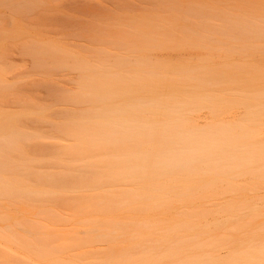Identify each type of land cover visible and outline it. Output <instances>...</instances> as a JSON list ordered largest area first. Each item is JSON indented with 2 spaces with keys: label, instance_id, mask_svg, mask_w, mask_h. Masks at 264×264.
Here are the masks:
<instances>
[{
  "label": "bare ground",
  "instance_id": "obj_1",
  "mask_svg": "<svg viewBox=\"0 0 264 264\" xmlns=\"http://www.w3.org/2000/svg\"><path fill=\"white\" fill-rule=\"evenodd\" d=\"M230 8L189 0L180 26L142 17L98 58L33 43L81 75L57 121L0 106V241L27 260L0 264H264V0ZM171 28L207 54L151 63L142 51ZM35 215L40 228L23 223Z\"/></svg>",
  "mask_w": 264,
  "mask_h": 264
},
{
  "label": "rangeland",
  "instance_id": "obj_2",
  "mask_svg": "<svg viewBox=\"0 0 264 264\" xmlns=\"http://www.w3.org/2000/svg\"><path fill=\"white\" fill-rule=\"evenodd\" d=\"M188 1L0 0V68L6 72L5 77L12 82L10 88L0 90V106L13 109L23 105L48 106L47 118L51 121L59 120V114L63 109L75 106L60 98L78 88L81 73L69 65L63 68L54 67L47 53L35 55L34 50L31 49L34 42L40 41L43 45L56 43L70 51H76L90 58H98L103 55L101 51L103 48L114 53L118 51V43L128 38L135 28L137 29L131 26L132 24L135 26L136 22L139 24L142 17H156L155 20L166 17L169 19H165V25L166 23L171 25L172 21L178 26L184 25L186 19L182 17V9L183 6L188 5ZM208 1L222 6L225 10H231V5L242 3L243 0H228L225 3ZM172 14L180 18L171 19ZM187 20L195 21L189 17ZM212 21L224 24L223 20L217 17ZM161 22H164V19ZM16 30L21 31V34H16ZM194 42V38L184 36L181 30L171 28L168 36L163 37L157 44L150 45L142 51V54L148 56L151 63L197 61L207 54L208 50L197 46ZM39 56H43V61ZM82 107V104L76 105L78 109ZM208 116V112L202 110L198 119H208ZM27 123L32 125L30 121ZM50 125L49 122L40 124L43 129H49ZM44 141H33L30 149L33 151L48 147L49 144ZM40 168L46 169V165L41 164ZM53 208L75 216L78 210L63 203L53 204ZM38 216L25 217L23 223L40 228V222L34 220ZM40 221L46 225H52L53 222L47 216L40 217ZM22 257L0 241L1 261L27 262L26 258Z\"/></svg>",
  "mask_w": 264,
  "mask_h": 264
}]
</instances>
